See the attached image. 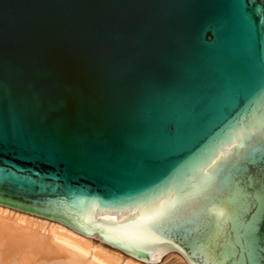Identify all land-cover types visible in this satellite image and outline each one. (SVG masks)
<instances>
[{
	"label": "water",
	"instance_id": "95a60500",
	"mask_svg": "<svg viewBox=\"0 0 264 264\" xmlns=\"http://www.w3.org/2000/svg\"><path fill=\"white\" fill-rule=\"evenodd\" d=\"M0 204L264 264V0H0Z\"/></svg>",
	"mask_w": 264,
	"mask_h": 264
},
{
	"label": "bare ground",
	"instance_id": "6f19581e",
	"mask_svg": "<svg viewBox=\"0 0 264 264\" xmlns=\"http://www.w3.org/2000/svg\"><path fill=\"white\" fill-rule=\"evenodd\" d=\"M172 253L174 263L189 264L172 250L148 263L60 221L0 204V264H158Z\"/></svg>",
	"mask_w": 264,
	"mask_h": 264
},
{
	"label": "rangeland",
	"instance_id": "374dc122",
	"mask_svg": "<svg viewBox=\"0 0 264 264\" xmlns=\"http://www.w3.org/2000/svg\"><path fill=\"white\" fill-rule=\"evenodd\" d=\"M95 242L97 243L98 241L95 240ZM174 255H176V254L172 253V254L165 256L158 264H180V261H178V263H174V261H176V259H178L177 257H174ZM172 259H174V261H172Z\"/></svg>",
	"mask_w": 264,
	"mask_h": 264
}]
</instances>
